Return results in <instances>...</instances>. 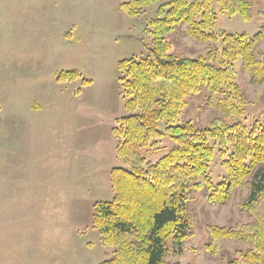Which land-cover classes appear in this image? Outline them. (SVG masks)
I'll use <instances>...</instances> for the list:
<instances>
[{
  "label": "rangeland",
  "instance_id": "374dc122",
  "mask_svg": "<svg viewBox=\"0 0 264 264\" xmlns=\"http://www.w3.org/2000/svg\"><path fill=\"white\" fill-rule=\"evenodd\" d=\"M130 0H27L17 24L0 27V264H102L112 256L91 226L95 202L111 201L110 170L120 165L115 155V121L127 115L118 63L147 59L152 37L147 24L167 0L130 16L122 4ZM193 2L195 0H186ZM199 1V0H197ZM212 33L260 34L258 54L264 53V0H250V19L220 12L217 0ZM4 16V15H3ZM175 26L166 37L170 52L188 58L206 56L213 44ZM78 40V42H75ZM17 55L12 61L11 54ZM243 90L242 115L227 119L251 126L264 123V82L255 83L242 61L235 62ZM62 72L79 78L57 82ZM217 96L192 97L181 116L206 127L214 116ZM35 108V109H34ZM174 147L163 137L159 149L144 151L154 162ZM209 178L222 180L218 162ZM245 184L236 187L227 204L211 205L204 191H193L187 209L195 217L180 255L166 264H227L249 248L236 240L210 241L208 228L247 222L240 210Z\"/></svg>",
  "mask_w": 264,
  "mask_h": 264
},
{
  "label": "trees",
  "instance_id": "16d2710c",
  "mask_svg": "<svg viewBox=\"0 0 264 264\" xmlns=\"http://www.w3.org/2000/svg\"><path fill=\"white\" fill-rule=\"evenodd\" d=\"M161 0H130L122 4L130 16ZM212 0H167L157 18L147 24L152 37L147 59L118 63L126 116L115 121V155L120 165L110 170L114 197L95 202L91 226L100 244L112 250L102 264H166L169 254L180 255L190 237L195 217L187 209L193 191H204L211 205L228 203L233 190L245 184L248 193L240 210L249 220L208 228L210 241L236 240L249 248L227 264H264V123H228L242 115L243 90L237 83L235 62L242 61L255 83L264 82V53L258 54L260 34L220 33L212 28L216 14ZM220 12L250 19V0H217ZM187 24L189 37L213 44L206 56L188 58L170 52L166 37L175 26ZM79 78L62 72L59 83ZM217 96L214 116L198 127L181 116L192 97ZM264 115V108L262 110ZM167 137L174 147L152 162L143 154L159 149ZM213 161L223 171L213 183L208 173Z\"/></svg>",
  "mask_w": 264,
  "mask_h": 264
},
{
  "label": "crops",
  "instance_id": "0c3cea01",
  "mask_svg": "<svg viewBox=\"0 0 264 264\" xmlns=\"http://www.w3.org/2000/svg\"><path fill=\"white\" fill-rule=\"evenodd\" d=\"M27 5V0H0V27L2 24H6L12 21L13 19V15L12 14H19L18 11L25 9V5ZM4 15V16H3ZM19 21V15L15 16L13 19V23L17 24ZM14 34H12L6 41V39H0V43L1 44H5L7 43L8 45H10L11 43V51H12V46L13 49L15 48V51L17 52V43H15L12 40V36ZM75 42H78V40H75ZM17 59V55H13V53L11 54V58L12 61H14L13 58ZM35 109V108H34Z\"/></svg>",
  "mask_w": 264,
  "mask_h": 264
}]
</instances>
